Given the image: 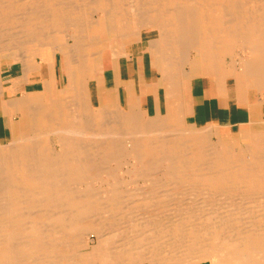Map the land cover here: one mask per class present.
<instances>
[{
    "label": "bare ground",
    "instance_id": "1",
    "mask_svg": "<svg viewBox=\"0 0 264 264\" xmlns=\"http://www.w3.org/2000/svg\"><path fill=\"white\" fill-rule=\"evenodd\" d=\"M92 28L124 40L156 30L169 100L196 73L264 99V0H0V94L1 61L26 81L66 48L58 34L83 73L32 109L27 139L0 149V264H264V132L236 146L215 126L189 128L178 101L167 115L97 108L83 54L99 59ZM239 52L250 56L237 63ZM125 166L142 191L122 193Z\"/></svg>",
    "mask_w": 264,
    "mask_h": 264
},
{
    "label": "crops",
    "instance_id": "2",
    "mask_svg": "<svg viewBox=\"0 0 264 264\" xmlns=\"http://www.w3.org/2000/svg\"><path fill=\"white\" fill-rule=\"evenodd\" d=\"M157 36V31L152 29L142 30L139 41L134 38L124 40L105 33L100 39L98 60L93 49L85 47V80L92 84L91 100L97 108L115 110V103L120 100L125 110L135 108L138 103L139 108L151 116L157 113L167 115L171 110L169 105L178 101L175 102L178 104L176 107L184 110L181 113L185 119L200 126H215L218 132L227 137L233 134L242 137L249 130L264 124V99L261 94L251 89L242 92L231 77L219 80L211 75L184 77L181 88H173L178 98L173 95L172 100H169L168 93L172 85L170 88L162 82L163 74L157 67V51L150 48V41ZM71 44V41L69 44L59 43V46L66 48L47 55L45 61L38 59L30 64L26 81L20 79L23 75L19 63L9 59L1 61L4 90L0 94V149L31 135V113L34 107L56 100L74 81H80L83 73L79 72L72 52L67 49ZM240 96L245 97L243 99ZM12 99L18 101L10 102Z\"/></svg>",
    "mask_w": 264,
    "mask_h": 264
},
{
    "label": "rangeland",
    "instance_id": "3",
    "mask_svg": "<svg viewBox=\"0 0 264 264\" xmlns=\"http://www.w3.org/2000/svg\"><path fill=\"white\" fill-rule=\"evenodd\" d=\"M89 37H93V36H95V37H103L104 35H105V33H104V31H102V30H100L99 28L98 29H95V28H92V29H90L89 30ZM95 34V35H94ZM93 35V36H92ZM67 36H65V35H63V34H58V35H55V42H57L58 44L59 43H64V42H66L67 40ZM135 40H137V39H139L138 37H135L134 38ZM68 42V41H67ZM245 54L247 55V57H249L250 55H249V53L248 52H239L237 55H235L234 56V58H235V61L237 62H239V60L241 59V58H246V56H245ZM237 56H238V58H237ZM230 61H232L230 58H228V59H226V63H229ZM237 62V63H238ZM198 75H200V74H193V77H195V76H198ZM202 76V75H201ZM94 112H97L96 110L94 111ZM184 120H185V122L187 123V126L190 128V127H202V126H200V125H198V124H196V123H193L192 121H190V120H188V119H185V117H184ZM259 128H261V129H259ZM259 128H257V133H259V134H263V133H261V132H264L263 130H264V124L263 125H261V127H259ZM246 132H248V130L246 131ZM244 134H246V133H244ZM243 134V135H244ZM231 136V138H233V140H234V143H235V145L236 146H238L239 145V143H240V139H241V137H238V136H236V135H230ZM54 142V141H53ZM125 169L127 170V168H126V166L125 167H123V168H121V170H123V171H119L118 172V174H117V177L119 178V177H122V179L121 178H119V179H121L122 180V182H125V184H123V185H125V186H123L121 189H123V192L122 193H124V188L125 189H133L132 191L131 190H126V192L125 193H128V191L129 192H134V193H138V192H140V191H142L140 188H142V187H145L144 186V183L142 182V180H140L139 178H137V177H133L134 179L136 178V180H138V183H137V181L135 182V184H134V179L133 178H131V176H129L128 175V173H126V171H125ZM124 171H125V173H124ZM121 173V174H120ZM123 173V174H122ZM120 174V175H119ZM124 177V178H123ZM130 181H133V182H130ZM128 182H129V184H128ZM128 184V185H127ZM104 186V187H103ZM107 186L108 185H105V184H101V185H98V187H97V189L99 188H101V191H99V193L101 192L102 194L103 193H105L106 191L108 192V190H107ZM136 186V187H135ZM106 187V188H105ZM137 187H139V188H137ZM96 188V187H95ZM103 188H104V190H103ZM97 189H95V191L94 192H96V190ZM106 189V190H105ZM136 189H138V190H136ZM143 189V188H142ZM105 191V192H104ZM98 192V191H97ZM168 213V212H167ZM167 213H166V215H167ZM93 239H95V238H92V240ZM91 245H93V244H95V243H90Z\"/></svg>",
    "mask_w": 264,
    "mask_h": 264
}]
</instances>
